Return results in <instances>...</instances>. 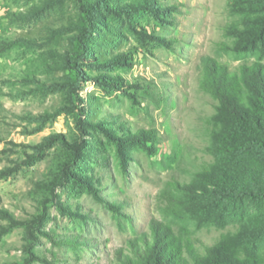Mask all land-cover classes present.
<instances>
[{
  "label": "rangeland",
  "instance_id": "374dc122",
  "mask_svg": "<svg viewBox=\"0 0 264 264\" xmlns=\"http://www.w3.org/2000/svg\"><path fill=\"white\" fill-rule=\"evenodd\" d=\"M206 58L264 64V0H0V264H124L153 222L203 254L261 212L202 197Z\"/></svg>",
  "mask_w": 264,
  "mask_h": 264
},
{
  "label": "trees",
  "instance_id": "16d2710c",
  "mask_svg": "<svg viewBox=\"0 0 264 264\" xmlns=\"http://www.w3.org/2000/svg\"><path fill=\"white\" fill-rule=\"evenodd\" d=\"M200 85L219 101L212 131L217 162L202 169V197L225 205L248 201L262 211L203 254L187 250L170 226L153 222L150 240L144 241V246L136 245L124 264H264V64L244 65L231 72L215 59L206 58ZM99 123L89 121L88 125L99 128ZM140 138L116 140L137 142ZM3 214L11 216L0 210ZM68 243L73 246L78 242L72 239Z\"/></svg>",
  "mask_w": 264,
  "mask_h": 264
}]
</instances>
